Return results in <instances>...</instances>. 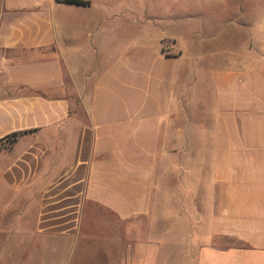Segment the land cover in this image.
I'll return each instance as SVG.
<instances>
[{
	"label": "crops",
	"instance_id": "0c3cea01",
	"mask_svg": "<svg viewBox=\"0 0 264 264\" xmlns=\"http://www.w3.org/2000/svg\"><path fill=\"white\" fill-rule=\"evenodd\" d=\"M253 3L0 0V184L17 246L42 264H264Z\"/></svg>",
	"mask_w": 264,
	"mask_h": 264
},
{
	"label": "rangeland",
	"instance_id": "374dc122",
	"mask_svg": "<svg viewBox=\"0 0 264 264\" xmlns=\"http://www.w3.org/2000/svg\"><path fill=\"white\" fill-rule=\"evenodd\" d=\"M246 2L249 3V9L252 10H258L256 6L253 4V0H246ZM209 13H207L206 16H208ZM190 29H192V25H190ZM187 30L189 29L188 26H185ZM185 31V29H184ZM236 35V34H235ZM233 35L231 39L226 40V46L229 47L230 45L233 46V51H238L240 49V37ZM189 37V36H188ZM189 38L187 36H180V42L184 50H189ZM224 42L221 41L219 44H217V49L221 50L222 46L221 43ZM208 44V43H207ZM180 45V44H179ZM208 45L206 48L208 49ZM190 51V50H189ZM236 58L234 57L233 60ZM219 63V61H217ZM187 73V72H186ZM193 73V72H192ZM207 75V72H206ZM193 76L191 80V84L189 85V89L187 92V95L190 94V99L192 100L193 97ZM203 91V90H202ZM204 93V91H203ZM205 102V101H204ZM207 102V101H206ZM205 102V103H206ZM193 110V108H192ZM197 114V113H196ZM186 119V124H187ZM170 168V166H169ZM169 182L173 184V187L175 188L176 185V176L171 175V177L167 178ZM2 189V185L0 184V190ZM3 191H0V226H3L5 229L4 238L7 237L5 241H3V245H0V264H42L41 259L38 255V247H19L17 246V236L16 231L13 229L16 227V210L9 207L11 200L5 199V193H2ZM10 230H13L11 232ZM36 249V250H35ZM40 249V248H39ZM24 262L23 260L28 257ZM48 264H49V257L47 258ZM75 261L72 260V262L69 260L68 262L65 261V258L63 261L58 262L57 264H74ZM88 264V263H87ZM90 264V263H89Z\"/></svg>",
	"mask_w": 264,
	"mask_h": 264
},
{
	"label": "trees",
	"instance_id": "16d2710c",
	"mask_svg": "<svg viewBox=\"0 0 264 264\" xmlns=\"http://www.w3.org/2000/svg\"><path fill=\"white\" fill-rule=\"evenodd\" d=\"M61 3H69V4H76L82 6H89L91 4V0H56Z\"/></svg>",
	"mask_w": 264,
	"mask_h": 264
}]
</instances>
